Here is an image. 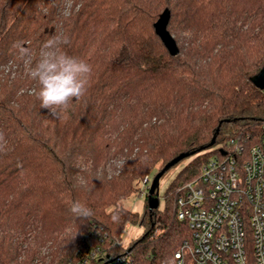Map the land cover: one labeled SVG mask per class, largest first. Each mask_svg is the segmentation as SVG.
Wrapping results in <instances>:
<instances>
[{
	"label": "trees",
	"instance_id": "obj_1",
	"mask_svg": "<svg viewBox=\"0 0 264 264\" xmlns=\"http://www.w3.org/2000/svg\"><path fill=\"white\" fill-rule=\"evenodd\" d=\"M166 9L176 57L155 30ZM54 38L92 69L87 95L61 117L40 107L20 56ZM263 68L264 0H0V264H33L43 247L52 264H78L89 241H102L109 261L176 264L189 235L180 190L230 140L260 142L264 92L251 79ZM204 147L163 210L148 196L145 215L123 208L148 175ZM114 160L124 162L109 176ZM74 201L92 215H74ZM127 224L144 232L123 252Z\"/></svg>",
	"mask_w": 264,
	"mask_h": 264
},
{
	"label": "built area",
	"instance_id": "obj_2",
	"mask_svg": "<svg viewBox=\"0 0 264 264\" xmlns=\"http://www.w3.org/2000/svg\"><path fill=\"white\" fill-rule=\"evenodd\" d=\"M262 130L249 149L230 140L180 190L177 217L189 235L175 253L176 264H264V125ZM103 247L89 241L78 264H132L129 256L109 261Z\"/></svg>",
	"mask_w": 264,
	"mask_h": 264
},
{
	"label": "clouds",
	"instance_id": "obj_3",
	"mask_svg": "<svg viewBox=\"0 0 264 264\" xmlns=\"http://www.w3.org/2000/svg\"><path fill=\"white\" fill-rule=\"evenodd\" d=\"M67 44V38H54L46 41L35 56L30 49H20L21 59L30 66L28 75L37 85L35 98L53 117H61L74 100L86 96L89 90L91 66L64 51ZM70 211L87 219L92 215L91 209L79 201L71 203Z\"/></svg>",
	"mask_w": 264,
	"mask_h": 264
},
{
	"label": "rangeland",
	"instance_id": "obj_4",
	"mask_svg": "<svg viewBox=\"0 0 264 264\" xmlns=\"http://www.w3.org/2000/svg\"><path fill=\"white\" fill-rule=\"evenodd\" d=\"M220 148V147H219ZM214 156V155H213ZM212 156V157H213ZM195 160L194 158H187L183 162L175 165L171 169H169L161 178L160 185L158 189V197L160 201L161 210L164 209V196L168 187L174 180V178L178 175V173L189 163ZM124 161L114 160L112 163L108 164L106 169L109 176L116 175L120 170L121 165ZM155 173L148 175L135 189L134 193L126 200L122 202V206L125 210L131 213H137L142 216L146 213V197L148 196L149 186L152 184L153 179L155 178ZM148 179V180H147ZM144 232V229L138 225L132 226L131 224H127L125 230L122 233V237L116 242V246L118 248H122L123 252H126L128 248L131 246L132 242L137 238H140ZM157 234L160 233V230L157 229ZM32 243V241L25 242L24 248H28V246ZM49 247H43L36 260L33 264H52V258L50 256ZM54 264V263H53ZM56 264V263H55ZM96 264V261L93 263Z\"/></svg>",
	"mask_w": 264,
	"mask_h": 264
},
{
	"label": "water",
	"instance_id": "obj_5",
	"mask_svg": "<svg viewBox=\"0 0 264 264\" xmlns=\"http://www.w3.org/2000/svg\"><path fill=\"white\" fill-rule=\"evenodd\" d=\"M171 18V13L169 9H166L159 17L158 21L155 23V30L157 35L161 38L163 43L165 44L166 48L170 52V54L174 57L178 56L180 53V50L178 48V45L174 39V37L170 34L168 31V24ZM252 83L257 87L258 89L262 90L264 92V68L254 77L251 79ZM219 133V130H217V133L214 135L211 143L208 145V148L212 147L216 143L217 134ZM203 150H206V148H201L198 151H194L191 153H184L173 159L171 162H169L164 169L158 173L155 178L153 179L152 184L149 186V192H148V200H149V208L150 210L158 209L160 206V201L158 197V189L160 185V178L172 167L180 163L182 160L189 158L191 156H194L197 152H202Z\"/></svg>",
	"mask_w": 264,
	"mask_h": 264
}]
</instances>
